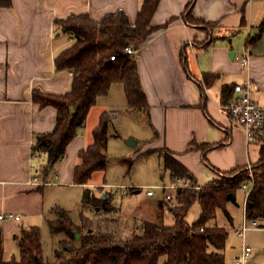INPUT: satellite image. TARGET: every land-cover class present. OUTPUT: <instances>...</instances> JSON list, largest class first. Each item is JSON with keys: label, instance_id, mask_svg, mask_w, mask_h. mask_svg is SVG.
Listing matches in <instances>:
<instances>
[{"label": "crops", "instance_id": "obj_1", "mask_svg": "<svg viewBox=\"0 0 264 264\" xmlns=\"http://www.w3.org/2000/svg\"><path fill=\"white\" fill-rule=\"evenodd\" d=\"M190 1L160 0L151 23L159 26L171 19L172 22L153 31L131 56L138 65L147 107L131 108L124 83L114 81L106 94L97 97L63 157L50 166L47 154L34 152L32 145L37 134L53 130L57 109L50 104L41 105L33 93H65L71 89L73 80L71 70L58 69L55 65V56L72 41L70 35L57 28L55 19L86 13L99 21L105 14L123 9L133 23L142 0H12L10 6H0V214L19 216L0 218L5 260L16 258L4 255L8 245H15L19 254L16 259L20 258L14 235L23 227L37 225L41 220L49 227L48 222L63 212L81 224V219L75 221L69 211L47 200V187L78 185L107 201L119 187L126 195L140 192L137 185L132 189L126 184L107 181L111 158L133 162L156 155L160 171L170 175L159 153L166 152L193 176L192 180L179 178L178 183L203 186L219 179V172L253 165L264 157V131L249 137L224 107L233 85L247 78L253 82L252 97L264 105V7L258 5L263 0H194L191 15L211 23L210 27L190 23L185 18L183 12ZM61 34L69 37V43L56 44V37ZM246 35L248 67L239 59ZM225 86L229 89L226 95ZM103 112L109 114L108 136L102 148L108 157L107 167L93 172L87 183H76L74 168L81 162L79 152L93 142V131ZM130 136L137 139L136 144L129 145L127 140L130 149L124 147L122 157H113L116 140L122 146L121 140ZM200 145H207L204 152ZM172 179L170 175V182ZM153 196L145 190L144 206L130 215L120 210L112 228L120 235H127L124 230L141 231L144 220L172 224L173 214L172 223L164 222L166 209L171 210L163 196ZM230 202L236 199L231 197L227 204ZM94 210L108 212L103 208L94 207ZM200 211L201 208L198 217ZM227 212L232 221L228 209ZM256 222L253 228H264V219ZM52 234L57 235L53 256H46L42 248L43 259L50 263L57 260L55 250L65 238L63 233Z\"/></svg>", "mask_w": 264, "mask_h": 264}, {"label": "trees", "instance_id": "obj_2", "mask_svg": "<svg viewBox=\"0 0 264 264\" xmlns=\"http://www.w3.org/2000/svg\"><path fill=\"white\" fill-rule=\"evenodd\" d=\"M159 1L142 0L133 23L123 9L107 13L99 21L86 13L69 14L55 19L57 28L72 38L71 43L55 56V65L58 69L71 70L73 80L71 89L65 93H33V98L41 105L50 104L57 109L53 130L37 134L32 145L34 152L47 154L49 166L63 157L68 143L84 124L97 97L106 94L114 81L124 83L131 108L147 107L137 62L130 55L123 54L122 50L128 45L139 48L153 31L172 22L171 19L159 26L151 23ZM193 2L191 0L183 12L185 18L190 23L210 27L211 23L200 21L191 15ZM11 3L12 0H0V6H10ZM112 54H116L114 60L110 59ZM227 90L229 91L225 86V95ZM108 122L109 114L103 112L93 131V142L79 152L81 162L74 168V182L87 183L93 172L106 169L108 157L102 148L108 136ZM218 145L221 144L200 146L204 152L206 146L210 148ZM159 153L163 156L164 168L170 171L173 181H178L179 178L193 179L175 158L166 152ZM251 166L253 185L245 200V218L258 221L264 219V157ZM247 167L219 172V179L200 188H195L192 183L179 188L178 203L170 207L174 215L172 224L144 220L141 231L120 235L109 226L99 224L98 228H93L90 226L91 219L82 212L81 224L75 223L63 212L60 217L48 222L52 233L65 235L55 250L57 260L54 263L43 259L41 229L38 225L23 227L14 235L19 246V259L3 258V239L0 235V264H158L162 256L165 258L162 264H226L224 248L228 231L224 226H208L207 223L216 217L218 209H222L230 218L226 209L227 195L231 193L234 200L236 188L242 187V183L248 178ZM106 202L91 189H84L83 205L109 211L110 207L105 205ZM195 202L200 204L201 211L198 219L190 224L186 216ZM85 225L86 229L82 231L81 227ZM200 226L204 228L201 230ZM76 232L80 233L79 237H76Z\"/></svg>", "mask_w": 264, "mask_h": 264}, {"label": "rangeland", "instance_id": "obj_3", "mask_svg": "<svg viewBox=\"0 0 264 264\" xmlns=\"http://www.w3.org/2000/svg\"><path fill=\"white\" fill-rule=\"evenodd\" d=\"M258 5L264 7V0L259 1ZM69 37L66 34H61L56 37V44H65L69 43ZM245 39L242 41L240 48V53L243 50ZM140 132V131H139ZM131 137V136H130ZM129 137L121 140L122 146L119 144V140H116V155L113 157H122L125 154V151H122V148L127 147V140ZM130 149V148H129ZM161 166L159 159L156 155H150L148 157H140L136 161H131L128 159H115L111 158L110 164L107 168L106 179L110 183L117 185H137L139 186L140 192L130 194H124L122 187L116 189L115 194L112 199H108L105 203L106 206L110 207V210L105 213L103 211L98 212L94 210L93 206L83 205L82 203V192L83 188L78 185H59V186H49L46 189V197L49 202H53L58 205L60 208L69 211L71 216L75 221L81 219L80 212L81 210L85 215L90 216V226L93 228H98V225L109 226L112 228L114 221H117L119 214L122 212L125 215H130L135 212L139 206H144L145 204V188H142L146 185H157L161 183L170 184V175L167 171H160ZM248 172L253 174L252 166L247 167V177ZM160 174H163V179L160 178ZM248 179V178H247ZM245 179V180H247ZM164 182H161L163 181ZM186 183L185 185H188ZM111 193V192H110ZM163 191L161 189L155 188V196L153 198H158L163 196ZM245 190L241 187L236 188L235 190V199L236 202H230L227 204V209L231 214L232 221L226 216L225 212L222 209L217 210L216 217L208 221V226H224L228 231L225 254H226V264H234L237 255L239 256L242 252L244 245H249L251 247V254L248 259L247 264H264V228H251L246 231L245 236H241L236 232V229L239 228L244 220V201H245ZM178 202V200H177ZM113 204L115 206H113ZM90 208V209H89ZM91 210V211H89ZM121 210V212H120ZM200 210V204L195 202L187 215V220L192 223L198 219V213ZM55 220V219H54ZM164 222L172 223L173 216L172 213L166 209L164 215ZM82 223V221H79ZM140 223V222H137ZM248 224H251V221L247 220ZM42 232V248L43 253L46 256H53V248L55 246V241L57 238L56 234H52L49 230L48 225L43 220L39 221L37 224ZM89 225V224H88ZM82 231L86 229V225L81 227ZM113 229V228H112ZM125 232L124 234H129ZM4 255L6 257L15 256L18 258L19 254L16 250L15 245H8L5 248ZM240 253V254H239ZM164 256L159 260L158 264H162L164 261Z\"/></svg>", "mask_w": 264, "mask_h": 264}, {"label": "built area", "instance_id": "obj_4", "mask_svg": "<svg viewBox=\"0 0 264 264\" xmlns=\"http://www.w3.org/2000/svg\"><path fill=\"white\" fill-rule=\"evenodd\" d=\"M72 40V38H70ZM137 52V48L133 45L126 46L122 53L126 55L133 56ZM116 58V54L110 56L111 60ZM240 62L244 67L249 66L250 62V53L248 49V41H245L243 50L239 56ZM252 88L253 82L250 78L242 82H237L233 85V92L227 98V101L224 104V107L228 110L231 118L238 124H241L247 135L250 137L255 133H260L264 131V105L259 104L252 97ZM251 165H248V167ZM253 185V174L248 172V179L242 183V188L245 190V200L248 197ZM130 188H137L135 185H126ZM187 185L178 183L177 181H171L170 184L161 183L157 185H146L142 188L146 189L147 195H154L155 188L161 189L163 191V200L166 205L174 207L177 202V190L183 188ZM195 188H200V186L195 185ZM0 218H19L18 215L13 213H3L0 214ZM257 226L256 221H251V224L247 223L246 218L239 228L236 229V232L244 236L245 232L253 227ZM203 226H200L199 229H203ZM251 247L249 245H244L242 248L241 254L236 258L234 264H247L248 259L251 254Z\"/></svg>", "mask_w": 264, "mask_h": 264}, {"label": "water", "instance_id": "obj_5", "mask_svg": "<svg viewBox=\"0 0 264 264\" xmlns=\"http://www.w3.org/2000/svg\"><path fill=\"white\" fill-rule=\"evenodd\" d=\"M136 142H137V139H135V138H133V137H129V138H128V144H129V145H135ZM104 197H107V195L104 194ZM231 197H232V194L229 193V194L227 195V199H230ZM61 215H62V213H60V216H61ZM75 234H76V237H79V236H80V233H78V232H76Z\"/></svg>", "mask_w": 264, "mask_h": 264}]
</instances>
